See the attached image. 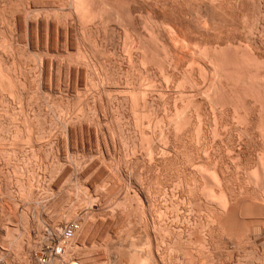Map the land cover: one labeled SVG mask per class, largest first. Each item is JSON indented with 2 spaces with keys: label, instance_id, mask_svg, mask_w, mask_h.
Wrapping results in <instances>:
<instances>
[{
  "label": "rangeland",
  "instance_id": "rangeland-1",
  "mask_svg": "<svg viewBox=\"0 0 264 264\" xmlns=\"http://www.w3.org/2000/svg\"><path fill=\"white\" fill-rule=\"evenodd\" d=\"M257 60L264 0H0V264H264Z\"/></svg>",
  "mask_w": 264,
  "mask_h": 264
},
{
  "label": "bare ground",
  "instance_id": "bare-ground-1",
  "mask_svg": "<svg viewBox=\"0 0 264 264\" xmlns=\"http://www.w3.org/2000/svg\"><path fill=\"white\" fill-rule=\"evenodd\" d=\"M78 1V0H77ZM48 2V1H47ZM78 3V2H77ZM75 4V3H74ZM42 5V4H41ZM45 5V4H44ZM78 6V5H77ZM29 13V12H28ZM86 19V18H85ZM86 25H87V22H86ZM214 50V49H213ZM219 52V51H218ZM214 53H216V52H214ZM219 54H221V53H219ZM225 54V53H224ZM215 55V54H214ZM216 56V55H215ZM214 56V57H215ZM246 56V55H245ZM213 57V58H214ZM217 57V56H216ZM246 58V57H245ZM249 58H250V56H249ZM253 58V57H252ZM216 59V58H215ZM247 59V58H246ZM253 60V59H252ZM251 61V60H250ZM242 62H243V60H242ZM241 62V63H242ZM240 63V62H239ZM245 63H247V61L245 62ZM249 63H251V62H249ZM257 63H258V60H257V62L256 63H254V62H252L251 63V65H250V67H249V70L247 71V69H246V74H243V75H241V78H243L244 79V81L246 82V83H249V85L250 84H252V86L253 85H255L254 87H256V86H258V87H263L264 88V75H262V72L260 71L261 69H259V67L257 66ZM238 64V63H237ZM259 64V63H258ZM263 64H264V62H263ZM240 65V64H239ZM248 65V64H247ZM261 65H262V63H261ZM240 66H242V65H240ZM245 66V65H244ZM248 67V66H247ZM264 67V66H263ZM264 69V68H263ZM238 70V69H237ZM242 70V69H241ZM244 72V73H245ZM237 73V72H236ZM264 73V72H263ZM206 74H208V73H206ZM205 74V75H206ZM233 74V73H232ZM237 75H239V73L237 74ZM208 76V75H207ZM213 76V75H212ZM215 76H216V74H215ZM231 76V75H230ZM243 76V77H242ZM240 77V76H239ZM233 78H234V76H233ZM231 79H232V77H231ZM230 79V80H231ZM236 79V78H235ZM243 79H242V81H243ZM205 80V79H204ZM216 81V80H215ZM214 81V82H215ZM235 81V80H234ZM214 82H213V84H214ZM194 83H196V82H194ZM212 82H210V85H213V84H211ZM2 84V83H1ZM192 85H193V83H192ZM210 85H209V88H210ZM215 85V84H214ZM249 85H247V86H249ZM26 86V85H25ZM246 86V85H245ZM204 87V86H203ZM243 87V86H242ZM251 88V87H250ZM208 89V88H207ZM212 89V88H211ZM217 89V88H216ZM257 89V88H256ZM3 90V89H2ZM193 90V89H192ZM209 90V89H208ZM213 90H215L214 89V86H213ZM219 90V89H218ZM5 91V90H4ZM217 91V90H216ZM215 91V92H216ZM260 91H262V88H261V90ZM134 92V91H133ZM145 92V91H144ZM143 92V93H144ZM147 92V91H146ZM145 92V93H146ZM205 92V91H204ZM214 92V93H215ZM264 92V91H263ZM140 93V92H139ZM148 93V92H147ZM208 93V92H207ZM210 93V92H209ZM213 93V92H212ZM252 93H253V91H252ZM260 93V92H259ZM138 94V93H137ZM153 94V93H152ZM183 94V93H182ZM219 94H220V92H219ZM250 94H251V92H250ZM12 95V94H11ZM26 95V94H25ZM131 95V94H130ZM147 95V94H146ZM146 95H144V96H146ZM149 95V94H148ZM210 95V94H209ZM215 95H217V93L215 94ZM138 96V95H137ZM182 96V95H181ZM184 96H186V95H184ZM212 96V95H211ZM253 96V95H252ZM136 97V96H135ZM139 97V96H138ZM147 97V96H146ZM188 97V96H187ZM193 97V96H192ZM210 97V96H209ZM216 97V96H215ZM254 97V96H253ZM186 98V97H185ZM260 98V97H259ZM23 99V98H22ZM132 99V98H131ZM134 99H136V98H134ZM143 99V98H142ZM183 99H184V97H183ZM208 99V98H207ZM20 100V99H19ZM145 100V99H144ZM186 100V99H185ZM189 100V99H188ZM216 100V99H215ZM139 101V100H138ZM191 101V100H190ZM189 101V102H190ZM193 101V100H192ZM263 101V100H262ZM145 102V101H144ZM147 102V101H146ZM181 102H182V100H181ZM188 102V103H189ZM213 102V101H212ZM185 103H187V102H185ZM184 103V104H185ZM187 103V104H188ZM190 104V103H189ZM216 104H219V103H216ZM185 106V105H184ZM188 106V105H187ZM218 106V105H217ZM5 107V106H4ZM3 107V108H4ZM190 107V106H189ZM263 107V106H262ZM20 108V107H19ZM179 108V107H178ZM216 108V107H215ZM183 109H185V108H183ZM183 109H180L179 108V110L178 111H180V110H182L181 112H185V111H183ZM222 109V108H221ZM261 109V108H260ZM218 110V109H217ZM23 111V110H22ZM10 112V111H9ZM213 113H215L214 111H213ZM9 114V113H8ZM178 114V113H177ZM176 114V115H177ZM179 114H180V112H179ZM182 114V113H181ZM259 114H261L262 115V112L261 113H259ZM264 114V113H263ZM184 115H185V113H184ZM11 116V115H10ZM178 116V115H177ZM180 116V115H179ZM179 116H178V118H179ZM186 116H187V114H186ZM199 116V115H198ZM14 117V116H13ZM168 117V116H167ZM10 118V117H9ZM181 118H182V115H181ZM180 118V119H181ZM200 119H201V117H199ZM244 118V117H243ZM248 118V117H247ZM263 119H264V117H262ZM14 119H15V117H14ZM13 119V120H14ZM28 119V118H27ZM183 119H185V118H183ZM0 120H2V119H0ZM17 120V119H16ZM186 120V119H185ZM243 120H245V119H243ZM11 121V120H10ZM201 121V120H200ZM217 121V120H216ZM246 121V120H245ZM261 121H263V120H261ZM17 122V121H16ZM15 122V123H16ZM177 122V121H176ZM247 122V121H246ZM249 122V121H248ZM28 123V122H27ZM174 123V122H173ZM181 123V122H180ZM180 123H177V124H180ZM184 123H187L188 124V122L187 121H185ZM189 123H190V121H189ZM203 123V122H202ZM263 123V122H262ZM176 124V123H175ZM186 124V125H187ZM200 124V123H199ZM243 124V123H242ZM245 124H247V123H245ZM27 125V124H26ZM171 125H173V124H171ZM170 125V126H171ZM181 125H182V123H181ZM238 125H239V123H238ZM260 125V124H259ZM5 127H6V124L4 125ZM17 126V125H16ZM25 126V125H24ZM23 126V127H24ZM178 125H175L174 127H177ZM183 126V125H182ZM187 126H189V125H187ZM218 126V125H217ZM13 127V126H12ZM203 126H201L200 125V129L202 128ZM260 127H261V136H262V138H263V140H264V123L262 124V125H260ZM259 127V128H260ZM10 128V127H9ZM18 128V127H17ZM17 128H15L16 130H17ZM25 128V127H24ZM179 128V127H178ZM177 128V131L179 130ZM217 128V127H216ZM227 128V127H226ZM258 128V127H257ZM258 128V129H259ZM1 129V128H0ZM180 129H183V128H181V126H180ZM186 129V128H185ZM236 129V128H235ZM50 130H52V128L50 129ZM198 130H199V127H198ZM243 130V129H242ZM253 130V129H252ZM1 131V130H0ZM4 131V130H3ZM2 131V132H3ZM8 131V130H7ZM18 131H19V129H18ZM55 131V130H54ZM156 131V130H155ZM181 131V130H180ZM202 131V130H201ZM200 131V132H201ZM214 131V130H213ZM256 131V130H255ZM9 132V131H8ZM34 131H32V133H33ZM42 132V131H41ZM183 132V131H182ZM198 131H196V133H197ZM16 133V132H15ZM18 133V132H17ZM178 133V132H177ZM199 133V132H198ZM214 133H215V131H214ZM221 133V132H220ZM226 133V132H225ZM248 133V132H247ZM2 134V133H1ZM5 134V133H4ZM8 134V133H7ZM36 133H34V135H35ZM38 134H40V133H38ZM180 134H181V132H180ZM179 134V135H180ZM200 134V133H199ZM216 134H218L217 132H216ZM251 134V133H250ZM6 135V134H5ZM11 135V134H10ZM15 135V134H14ZM13 135V136H14ZM42 135H43V133H42ZM54 135V134H53ZM200 135H202V134H200ZM199 135V136H200ZM224 135V134H223ZM240 135V134H239ZM245 135V134H244ZM25 136V135H24ZM27 136V135H26ZM31 137H32V135H30ZM29 136V137H30ZM44 137H45V135H43ZM43 136H41L40 137V139H42V137ZM178 136V135H177ZM198 136V135H197ZM198 136V137H199ZM215 135L213 134V137H214ZM217 136V135H216ZM215 136V138H217ZM249 136V135H248ZM9 137V136H8ZM30 137V139H29V142L31 141V139H33V138H31ZM34 137V136H33ZM48 137V136H47ZM51 137V136H50ZM197 137V138H198ZM246 137V136H245ZM252 137H254V136H252ZM251 137V138H252ZM256 137V136H255ZM13 138V137H12ZM22 138H24V137H22ZM21 138V139H22ZM37 138V137H36ZM177 138V137H176ZM214 138V139H215ZM240 138V137H239ZM250 138V139H251ZM0 139H1V137H0ZM34 139H35V137H34ZM38 139V138H37ZM186 139V138H185ZM256 139V138H255ZM4 140H5V138H4ZM39 140V139H38ZM57 140V139H56ZM232 140V139H231ZM235 140V139H234ZM3 141V140H2ZM6 141V140H5ZM8 141V140H7ZM21 141V140H20ZM35 141V140H34ZM215 141V140H214ZM228 141V140H227ZM242 141V140H241ZM17 142H18V140H17ZM16 142V143H17ZM25 142H28V140L26 139L25 140ZM33 142V141H32ZM46 142H48L47 140H46ZM2 143V142H1ZM0 143V144H1ZM3 143H7V142H3ZM21 143H24V141L23 142H21ZM20 143V144H21ZM35 143V142H34ZM39 143H40V141H39ZM39 143L37 144V142L35 143V146H37V148L38 147H40L39 149H41L42 147L39 145ZM244 143V142H243ZM263 143V142H262ZM11 144V143H10ZM19 144V145H20ZM27 144V143H26ZM32 144V143H31ZM230 144V143H229ZM4 145V144H3ZM13 145H15V144H13ZM28 145V144H27ZM34 145V144H33ZM54 145V144H53ZM225 145V144H224ZM231 145V144H230ZM240 145V144H239ZM5 146V145H4ZM4 146H2V144H1V147H0V150L2 149V148H6V146L4 147ZM9 146V145H8ZM7 146V148H10V147H8ZM17 146V145H16ZM15 146V147H16ZM31 146V145H30ZM14 147V146H13ZM51 147H53V146H51ZM222 147V146H221ZM227 147V146H226ZM251 147V146H250ZM20 148V147H19ZM33 148H34V146H33ZM36 148V147H35ZM249 148V147H248ZM14 149V148H13ZM28 149V148H27ZM49 149V148H48ZM208 149V148H207ZM23 150H25V148L23 147ZM22 150V151H23ZM33 151H34V149H32ZM2 151V150H1ZM19 151V150H18ZM39 151V150H38ZM210 151V150H209ZM231 151V150H230ZM264 151V150H263ZM1 153V152H0ZM17 153V152H16ZM20 153V152H19ZM26 153V152H25ZM38 153H40V152H38ZM261 153V152H260ZM23 154V153H22ZM209 154V153H208ZM208 154H206V156L208 155ZM230 154H232V153H230ZM24 155V154H23ZM259 156V155H258ZM38 157V156H37ZM19 158V157H18ZM249 158V157H248ZM233 159V158H232ZM231 160V159H230ZM42 162V161H41ZM236 162V161H235ZM258 166L257 167H259V169H258V171H256L255 173H250L251 175H252V183H254L263 193H264V154L262 153V155H260L259 157H258ZM202 167H203V165H202ZM256 167V168H257ZM205 168V167H204ZM207 168V167H206ZM201 169V168H200ZM201 172V171H200ZM209 173L211 172V171H208ZM208 172L206 171L205 172V174L207 175L208 174ZM213 173V172H212ZM209 174V177H210V175H212L210 178L211 179H213V181L211 182L210 180H209V184L207 185L206 183V186L204 187L203 186V191H202V188H201V191H202V194H203V196H205V198L207 199V200H205V202L206 201H208V202H210L212 205H215V206H217V207H219L220 209H223V212H224V210H225V212L227 213V211H228V209H229V207H230V202H228V198H227V194H225V190L223 189V185H222V183H224V182H221L222 180H220L219 178H217L218 176H216V174L214 175V177H213V174ZM217 173V172H216ZM202 174V173H201ZM204 174V173H203ZM204 174V175H205ZM205 175V176H206ZM203 176V175H202ZM222 176V175H221ZM251 177V176H250ZM249 177V178H250ZM203 179H205L204 178V176H203ZM207 179V178H206ZM223 180H224V178H223ZM251 180V179H250ZM208 181V180H207ZM204 182H205V180H204ZM208 183V182H207ZM253 184V185H254ZM203 185V184H202ZM247 186V185H246ZM246 186H245V188H246ZM226 187V186H225ZM229 187V186H228ZM259 190V191H260ZM199 191V190H198ZM229 191V190H228ZM263 193L261 194V195H263ZM192 194V193H191ZM201 194V195H202ZM257 194V193H256ZM237 195V194H236ZM202 196V197H203ZM243 197V196H242ZM234 198V197H233ZM237 198V197H236ZM261 198V197H260ZM244 199V198H243ZM202 200V199H201ZM253 200V199H252ZM258 202V201H257ZM189 203V202H188ZM197 203V202H196ZM195 203V204H196ZM192 205V204H191ZM206 205V204H205ZM193 206V205H192ZM239 206V205H238ZM253 206V205H252ZM196 208V207H195ZM209 208V207H208ZM173 209H175V207L173 208ZM211 209H213L212 207H211ZM232 209V208H231ZM230 209V210H231ZM243 209V208H242ZM250 209H251V207H250ZM208 210V209H207ZM215 210V209H214ZM227 210V211H226ZM231 211H233V210H231ZM165 212V211H164ZM174 212V211H173ZM254 212V211H253ZM131 213V212H130ZM136 213V212H135ZM144 213V212H143ZM151 213V212H150ZM182 213V212H181ZM180 213V214H181ZM186 213V212H185ZM191 213H193V212H191ZM213 213V212H212ZM226 213H225V215H226ZM216 214V213H215ZM214 214V215H215ZM250 214V213H249ZM252 214H254V213H252ZM131 215V214H130ZM141 215V214H140ZM158 215H162V214H158ZM157 215V216H158ZM213 215V216H214ZM164 216V215H163ZM168 216V215H167ZM199 216V215H198ZM219 218V217H218ZM230 218V217H229ZM167 219V218H166ZM177 219V218H176ZM141 220V219H140ZM202 220V219H201ZM159 221V220H158ZM179 221V220H178ZM213 221V220H212ZM227 221V220H226ZM139 222V221H138ZM166 222V221H165ZM173 222V221H172ZM230 222V221H229ZM258 222V221H257ZM154 223V222H153ZM213 223V222H212ZM231 223V222H230ZM234 223V222H233ZM262 223V222H261ZM264 223V222H263ZM159 224H161V223H159ZM183 224V223H182ZM220 224V223H219ZM174 225V224H173ZM184 225V224H183ZM192 225V224H191ZM198 225V224H197ZM135 227V226H134ZM157 227V226H156ZM168 227V226H167ZM170 227V226H169ZM203 227V226H202ZM165 228V227H164ZM206 228V227H205ZM240 228V227H239ZM257 228V227H256ZM255 228V229H256ZM169 229V228H168ZM183 229V228H182ZM188 229V228H187ZM197 229V228H196ZM249 229V228H248ZM160 230H161V228H160ZM203 230V229H202ZM221 230V229H220ZM239 230V229H238ZM251 231V230H250ZM164 232V231H163ZM183 232V231H182ZM187 232V231H186ZM197 232V231H196ZM202 232V231H201ZM132 233V232H131ZM161 233V232H160ZM165 233V232H164ZM219 233V232H218ZM133 234V233H132ZM176 234V233H175ZM163 235V234H162ZM209 235H211V234H209ZM214 235V234H213ZM165 236V235H164ZM232 236V235H231ZM134 237H135V235H134ZM151 237V236H150ZM157 237V236H156ZM162 237V236H161ZM122 238V237H121ZM128 238V237H127ZM130 238V237H129ZM151 239V238H150ZM207 239V238H206ZM248 239V238H247ZM198 240V239H197ZM203 240V239H202ZM212 240V239H211ZM244 240V239H243ZM149 241H151V240H149ZM157 241V240H156ZM193 241V240H192ZM191 241V242H192ZM204 241V240H203ZM126 242V241H125ZM133 242H135L136 243V241L134 240ZM175 242H177V241H175ZM182 242H184V241H182ZM196 242V241H195ZM199 242V241H198ZM123 244V243H122ZM161 244H162V242H161ZM164 244V243H163ZM174 244H176V243H174ZM179 244V243H178ZM206 244H208V243H206ZM241 244V243H240ZM255 244V243H254ZM136 245V244H135ZM150 245V244H149ZM173 245V244H172ZM191 245V244H190ZM215 245V244H214ZM130 246H132L131 244H130ZM137 246V245H136ZM151 246V245H150ZM178 246V245H177ZM201 246V245H200ZM134 247V246H133ZM156 247V246H155ZM158 247V246H157ZM164 247V246H163ZM169 247V246H168ZM180 247V246H179ZM178 247V248H179ZM193 247V246H192ZM195 247H197V246H195ZM199 247V246H198ZM137 248V247H136ZM189 248V247H188ZM187 248V249H188ZM191 248V247H190ZM134 249H135V247H134ZM152 249V248H151ZM159 249H160V247H159ZM167 249V248H166ZM205 249H206V247H205ZM226 249V248H225ZM39 250H41V249H39ZM35 251L36 253L34 254V256H35V258H36V264H51L50 263V261H51V258H52V253H51V251H49V250H46V251H44V252H42V251ZM129 250V249H128ZM184 250H185V248H184ZM219 250V249H218ZM253 250V249H252ZM136 251V250H135ZM134 251V252H135ZM151 251V250H150ZM153 251V250H152ZM175 251V250H174ZM211 251V250H210ZM159 252V251H158ZM168 252V251H167ZM185 252V251H184ZM221 252H222V249H221ZM220 252V253H221ZM136 253V252H135ZM135 253H133V254H135ZM217 253V252H216ZM252 253V252H251ZM129 254H130V252H129ZM189 254V253H188ZM231 254V253H230ZM30 255V254H29ZM32 255V254H31ZM136 255V254H135ZM253 255V254H252ZM131 256V255H130ZM153 256V255H152ZM193 256V255H192ZM230 256V255H229ZM33 257V256H32ZM135 257V256H134ZM206 257V256H205ZM208 257V256H207ZM31 258V257H30ZM29 258V259H30ZM34 258V259H35ZM43 258H46L45 260H43ZM59 258V257H58ZM138 258H139V256L135 259H131V262H129L130 264H146L147 262H142V261H139V260H142V259H139L138 260ZM161 258V257H160ZM166 258V257H165ZM191 258V257H190ZM193 258V257H192ZM188 259V258H187ZM201 259V258H200ZM31 260V259H30ZM33 260V259H32ZM157 260V259H156ZM195 260V259H194ZM164 261V260H163ZM167 261V260H166ZM193 261V260H192ZM154 262V261H153ZM160 262H162V261H160ZM171 262V261H170ZM174 262V261H173ZM199 262V261H198ZM197 262V263H198ZM150 263V262H149ZM149 263H147V264H149ZM152 263V262H151ZM190 263V262H189ZM195 262H193V264H194ZM215 263V262H214ZM158 264V263H157ZM247 264V263H246ZM253 264V263H252Z\"/></svg>",
  "mask_w": 264,
  "mask_h": 264
},
{
  "label": "built area",
  "instance_id": "built-area-1",
  "mask_svg": "<svg viewBox=\"0 0 264 264\" xmlns=\"http://www.w3.org/2000/svg\"><path fill=\"white\" fill-rule=\"evenodd\" d=\"M79 228V224L77 222H70L68 223L63 231V240L64 242H68L71 239H73L75 233L77 232ZM52 251V250H51ZM46 258H43L45 260Z\"/></svg>",
  "mask_w": 264,
  "mask_h": 264
}]
</instances>
